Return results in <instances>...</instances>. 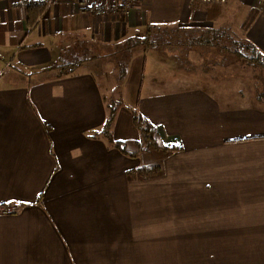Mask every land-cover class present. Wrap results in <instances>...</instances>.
<instances>
[{
	"label": "crops",
	"instance_id": "0c3cea01",
	"mask_svg": "<svg viewBox=\"0 0 264 264\" xmlns=\"http://www.w3.org/2000/svg\"><path fill=\"white\" fill-rule=\"evenodd\" d=\"M26 1L0 0V264H264V65L227 46L181 65L147 38L230 29L264 55V0H132L129 13L121 0ZM135 35L146 49L128 71H47L78 44ZM120 81L134 104L117 107L113 138L138 150L137 107L161 148L131 156L91 136Z\"/></svg>",
	"mask_w": 264,
	"mask_h": 264
},
{
	"label": "trees",
	"instance_id": "16d2710c",
	"mask_svg": "<svg viewBox=\"0 0 264 264\" xmlns=\"http://www.w3.org/2000/svg\"><path fill=\"white\" fill-rule=\"evenodd\" d=\"M140 29L137 33L141 32ZM151 30L152 28L148 29V31ZM147 38L149 39V46L164 50H167L165 47H169L171 51L175 53L174 56L181 65L186 59L182 57L187 55V53H192L194 51V46H202L203 51H208L207 46H227L226 48L231 49L234 55L238 57L245 56L259 65H264V55L258 47L249 40L236 37L230 29L210 30L199 35V33L191 34V31H186V27L177 29L155 28L148 34ZM190 50H192V52ZM54 70H57L54 66L47 69L50 73L54 72ZM28 74L34 75L35 73L29 72ZM105 99L108 101L109 98ZM108 107L109 112L103 128L95 131L91 135L92 137H97L102 134L109 140L111 145L131 156H137L140 152L162 147L156 136V127L151 121L147 120L144 116L134 115L135 122L141 131V137L137 142L139 149L136 152H130L123 141L113 138L112 125L117 114V106L109 103ZM163 149L166 151H175L176 149H180V147L165 145ZM158 169V165L142 166L138 169V172L144 177H149L152 173L158 171Z\"/></svg>",
	"mask_w": 264,
	"mask_h": 264
},
{
	"label": "water",
	"instance_id": "95a60500",
	"mask_svg": "<svg viewBox=\"0 0 264 264\" xmlns=\"http://www.w3.org/2000/svg\"><path fill=\"white\" fill-rule=\"evenodd\" d=\"M146 49V39L139 36H133L117 42L103 44L99 42L86 44L75 49H71L64 60L58 59L54 67L62 68L67 64H72L73 58L77 56L79 64H84L95 72L105 73L106 66L112 65L119 72L121 67L128 71L129 63L136 53L144 52ZM47 72H38L33 75V79H40Z\"/></svg>",
	"mask_w": 264,
	"mask_h": 264
},
{
	"label": "built area",
	"instance_id": "2783aa9c",
	"mask_svg": "<svg viewBox=\"0 0 264 264\" xmlns=\"http://www.w3.org/2000/svg\"><path fill=\"white\" fill-rule=\"evenodd\" d=\"M59 0H28L26 1L27 3H32V4H46V5H52L57 3ZM200 4H214V3H225L227 0H196ZM133 2L132 0H121L119 2V8L124 12V13H129L132 9ZM118 8L116 6H109L106 4H98L95 5L91 8V11L97 15H105L109 13L116 12ZM3 211H13L14 208L10 207H1Z\"/></svg>",
	"mask_w": 264,
	"mask_h": 264
},
{
	"label": "rangeland",
	"instance_id": "374dc122",
	"mask_svg": "<svg viewBox=\"0 0 264 264\" xmlns=\"http://www.w3.org/2000/svg\"><path fill=\"white\" fill-rule=\"evenodd\" d=\"M168 48H169V47H165V49H168ZM210 49H211V48H210ZM198 50H199V52H198ZM198 50H197V51L194 50L193 52L196 53L197 56L200 55L201 59H202V58H203V59H206V58H207V54L210 53V52H207V51H205V50L203 51L202 49H201V50L198 49ZM215 50H217V49H215ZM154 56H155V57L157 56V57L159 58V55H158L157 52L154 53ZM157 57H156V58H157ZM151 58H152V56H151ZM198 58H199V57H198ZM152 59H153V58H152ZM199 60H200V58H199ZM200 61H201V60H200ZM2 63H3L4 66L6 65V62H3V61H2ZM200 63H202V64H204V65L206 64L205 62H202V61H201ZM185 64H186V65L189 64V63H188V59H185V60H184L183 65H185ZM201 67H202V66H201ZM3 69H4V68H2V70H3ZM8 72H9V71H7V73H8ZM7 73L3 75V77H2L3 79H5V78L7 77ZM138 76H139V75H138ZM139 78H140V77H136V80H134V82H137V80H139ZM146 78H147V79H146V83H148V82L150 81V75L148 74V75L146 76ZM5 80H6V79H5ZM122 83H123V82H122ZM122 83H121V81L118 83V84H119L118 88L113 92L112 98H109L108 101H109L110 104H114V105H116L117 107L120 106V105H123V103H124V105H127V104H128V105H130V107H132L133 104H134V102H133V101L130 102V101H129L130 99L127 100L128 98H127L126 100L124 99L125 101L123 100V103H122V99H123V98H122V96H123L122 93H123V91H124V84H125V83H123V84H122ZM158 85H161V84H158ZM134 111H135L134 115H137V116H143V114L138 110L137 107H134V108H133V112H134ZM137 146H138V149H139V145H138V144H137Z\"/></svg>",
	"mask_w": 264,
	"mask_h": 264
},
{
	"label": "flooded vegetation",
	"instance_id": "af4514ba",
	"mask_svg": "<svg viewBox=\"0 0 264 264\" xmlns=\"http://www.w3.org/2000/svg\"><path fill=\"white\" fill-rule=\"evenodd\" d=\"M73 65L74 64H79V62H78V59H77V56L75 57V58H73V62H71Z\"/></svg>",
	"mask_w": 264,
	"mask_h": 264
}]
</instances>
